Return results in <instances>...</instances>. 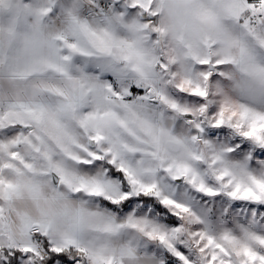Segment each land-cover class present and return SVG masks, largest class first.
<instances>
[{
	"label": "snow or ice",
	"instance_id": "obj_1",
	"mask_svg": "<svg viewBox=\"0 0 264 264\" xmlns=\"http://www.w3.org/2000/svg\"><path fill=\"white\" fill-rule=\"evenodd\" d=\"M0 264H264V0H0Z\"/></svg>",
	"mask_w": 264,
	"mask_h": 264
}]
</instances>
